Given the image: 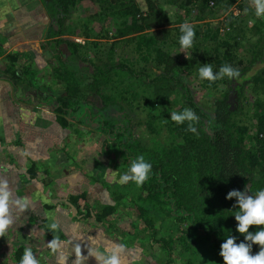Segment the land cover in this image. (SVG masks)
<instances>
[{
  "label": "trees",
  "instance_id": "obj_1",
  "mask_svg": "<svg viewBox=\"0 0 264 264\" xmlns=\"http://www.w3.org/2000/svg\"><path fill=\"white\" fill-rule=\"evenodd\" d=\"M96 1L98 8H102L97 15L95 13L98 19L105 22L100 17L103 14L105 17L112 15L115 20L112 33L109 29L105 31L101 28L97 36L105 37L106 32L107 35L113 34L115 40L111 43L106 61L92 62L95 68L92 74L94 82L97 85L112 81L119 83L124 75L128 77L126 78L128 85L138 81L135 85L137 90L120 84L118 93L121 91L119 96L124 100L129 99L126 94L128 92L134 97L141 93L139 103L143 108L146 106L148 117H156L158 111L155 104H165L164 101L168 102L170 100L168 98L174 94L173 90L178 89L181 91L182 98L185 99L187 108L198 117V120L193 122L195 132L189 130V122L180 124L172 120V123L168 125L170 139L164 141L157 138L150 146H146L139 138H136L133 131L129 132L132 140L127 138V140L119 141L120 150L125 154L124 161L128 171L131 162L139 156H143L145 161L152 165L149 178L140 186L141 192L138 194L142 202L150 205V207L144 204L138 206L143 221L148 227H152L149 243L153 245L163 242L162 245H165L167 252L171 253L170 242L173 240L170 237H158L154 216L149 215L151 207L171 216L178 227L189 224L196 230L203 229L208 236L214 235L213 246L219 250L224 240L231 235L237 237V243L244 241V236L236 231L238 221L235 220L234 213L237 209L233 206L237 198L233 197L229 200L226 196L232 190L245 191L246 185L249 190L245 193L246 195H254L257 191L264 189V18L256 23L254 19V22L248 26L253 19L251 12L255 9L246 0H177L179 9L170 16L171 18L161 9L155 8L149 10L147 14L140 13L136 0ZM80 2L81 0H53L51 2L53 15L56 16L57 22L64 24L67 17L72 16V9ZM202 4L218 7L220 12L225 10V7L237 4L235 7L238 8V12L231 10L230 14L226 9L225 16L226 19L231 15L236 17L239 24L245 25L244 29L234 30L226 24L224 27L213 30L208 22L198 23L197 21L201 20L200 17L205 15H197L196 9L193 12L192 8L197 6L198 9ZM79 20H83L80 23L86 24L85 27L88 28L87 20L83 16ZM185 22L190 23L195 30L194 44L190 48L191 54L188 57L191 60L196 58L204 42L217 41L221 34L230 37L229 40L232 37L244 35L246 29L259 34L253 43L252 52L248 54L244 51H236L229 45L224 55H215L214 73H218L222 66L229 65L233 69H238L240 75L232 79L225 76L216 81V84L222 82L223 87L213 101L214 107L210 114L206 113L195 100L192 89L183 79L184 60L179 57L178 61L174 59V54L181 56L180 29ZM166 25L170 26L161 27ZM62 29L63 27L58 34L63 32ZM87 31L85 29L83 34H95L91 30ZM64 32H66L65 24ZM129 40H132L135 45V54L133 53L135 57L132 58L126 57L120 51L118 54L116 51L117 45L123 50ZM64 41L71 48L72 55L79 54L80 43L76 38ZM122 43H124L123 47ZM238 56L241 57L238 59ZM80 59H87L86 55H82ZM248 85L254 88L256 95L254 100L251 98L247 100L245 91ZM58 99L60 103L55 109V121L60 126L67 127L69 120L66 118V113L77 109L80 99L72 85H68L63 93L58 94ZM245 99L248 104L244 101ZM114 102L125 110V106L115 99V95L105 93L103 107ZM246 104L247 108H251L246 110L244 107ZM251 109L255 112L254 114ZM242 114L243 118L240 117ZM102 115L107 114L103 111ZM111 122L112 120H104L103 125L108 124L105 128L107 132H114L118 139L128 135L125 133L127 128L124 130L121 124L112 125ZM116 124L118 129H115ZM154 124L156 122L152 123L151 120L146 122L148 128H152ZM94 182L90 179L89 183ZM105 183L108 182L97 183L101 186L100 188H103L98 193L99 197H103V208L96 214V218L101 222L108 220L109 215L116 211L120 204V197L124 195L120 192L121 188L113 189L112 185ZM76 193L70 196L74 203H78L79 197L89 196L87 190H78ZM89 206H91L90 203ZM77 207L82 212L81 205ZM85 207L87 208V205ZM91 213L89 209V216ZM259 227L264 228V226ZM183 230L186 231L184 227ZM257 230H259L257 226H251L249 229L253 233ZM259 250L260 246L253 244V254ZM23 253V247L19 246L15 251V264H20ZM185 264L193 263L188 261Z\"/></svg>",
  "mask_w": 264,
  "mask_h": 264
},
{
  "label": "rangeland",
  "instance_id": "obj_2",
  "mask_svg": "<svg viewBox=\"0 0 264 264\" xmlns=\"http://www.w3.org/2000/svg\"><path fill=\"white\" fill-rule=\"evenodd\" d=\"M47 1L52 2L53 0ZM176 1L177 0H136V4L140 8V13L147 14L149 10L151 11L155 8L157 10L161 9L163 13L170 17L179 9ZM246 2L250 3V0H246ZM235 5L237 4H233L231 7H225V10L222 12L219 11L218 7H212L209 4H202L198 9L197 6H193L192 10L194 12L196 9V12H198L197 15L204 14L205 16L200 17L201 20L197 22H208L213 30L217 27H224L226 24L233 27L234 30H242L245 25L239 24L236 17L231 15V17L229 16L226 19L225 16L226 9L230 14L232 13L231 10L235 13L238 12V8H236ZM101 9L102 8H98L96 0H81L80 4L72 9L71 13L73 17H67L64 24L67 31V39L76 38L80 43L79 54L72 55L71 48L64 42L62 47L69 52V56L66 55L65 58L57 57V61L63 66L62 76L58 75L53 79L48 78L47 73L53 71V67H50V65L45 69V74L43 76L37 74L39 77L37 83H47L38 87V100H43L48 94L46 101L51 102L56 109L60 103L58 94L63 93L68 85H72L76 89L80 99L78 108L66 113L69 120V127L64 131L65 139L62 142V144L69 149L74 158L73 161H70L71 167L80 166L81 170L88 176V179H92L99 183L101 181L108 182L105 184L112 185L113 189L121 188L120 192L124 193V195L120 197L119 207L110 214L107 221L99 222L94 219L91 221V224L86 223L83 227L89 229L92 235H96L95 231H98L101 225H105V230L116 238L118 242H122L133 249H147L146 254L148 257L156 258L163 264H185L188 261H191L193 264H224L223 257L220 255V250L213 246L214 235L208 236L203 229L196 230L189 224H182L178 227L175 225L171 216L152 207L149 210V215L154 216V225L155 228L158 229V237H170L173 240L170 242V245H172L171 253H168L169 251L167 252V249L164 247L165 245H162L163 242L153 245L149 243L152 227H148V225L145 224L138 206L139 204H144L150 207V205L139 199L138 194L141 192V187L137 186L135 182H120L121 177L128 174L129 171L124 161L125 154L120 150L121 145L119 141H124V139L127 140V138L130 139V131H133L135 137L139 138L146 146L153 144L157 138L164 139L165 141V139L170 137L168 125L172 123L171 113L183 112L185 109L189 108H187L185 99L182 98L181 91L176 89L173 90L174 94L168 98L170 99L168 102L164 101L165 104L161 105L158 103L155 104L157 108L156 111H158L157 116L148 117L146 106L143 108L139 103L141 99L139 95H142L141 93L138 96L136 94L135 97L131 95L130 92L126 93L129 97L128 100H124L119 96L121 91L118 93L120 84L123 86H131V88L137 90L135 85H137L138 81L128 85V77L124 75L122 81L119 83L112 81L107 84L101 83L97 85L94 82L92 74L95 68L92 62L96 61L98 63L106 61L111 43L115 40L113 34L107 35L106 32L105 37L97 36L101 28H104L105 31L109 29L110 33H112V26L115 21L112 15H106L105 17V15L103 16V14H101L100 17L105 21L101 22L98 16H96ZM251 15L253 19L249 22L248 26L254 22V19L255 23L262 19L255 16V11H252ZM81 16L87 20L86 23L88 28L85 27L86 24L83 25L80 23L83 21L79 20ZM188 22L192 24L191 21ZM77 25H79V27H77ZM169 26L170 25L161 27L165 28ZM85 29L88 30L87 32L91 30L95 34L85 35L83 34ZM245 31L244 35L232 37L231 40H229L230 37L221 34L217 41L204 42L196 58L192 60L188 58L191 54L190 49L185 50L181 47V56L174 54V59L176 61H178L179 58L184 60L185 72L183 79L188 87L192 89L195 100L208 114L211 113L214 107L213 101L220 94L223 84L222 82L216 84V81L209 82L206 79H201L199 77V69L205 64H211L213 69V64L216 63L214 60L215 55H224L229 45L233 49H236V51H244L247 52V54L248 52H252L253 43L259 34L255 31H248L247 29ZM62 42V40L59 41V45L62 44ZM123 45L124 43H122V47ZM118 46L119 45H117L116 48L118 54L120 51L121 53L123 52L126 57H135L133 55L135 45L132 40L127 41V45H125L123 50ZM60 51L57 50L56 54ZM184 52H186L187 55ZM82 55H86L87 59H80ZM240 57L241 56H238V59ZM99 80H101V78H99ZM53 87L59 89V91H56V89L53 91ZM42 89L48 91L47 94L41 91ZM30 91L34 90L30 88L25 93H30ZM105 93L115 95V99L123 103L125 110H122L117 102L103 107ZM245 93L247 100L249 98L254 100L256 97L254 88L249 85L246 86ZM247 100L245 99L244 101L248 104ZM247 104L244 105L246 110L251 108H247ZM103 111L107 114L106 116L102 115ZM251 111L253 114L255 113L252 109ZM240 117L243 118V114ZM126 118L127 121L125 122ZM104 120H112V125L114 123L121 124L124 130L127 128L125 133L128 135H123V138L118 139L115 137L116 134L114 132L109 133L105 130L108 124L104 126ZM148 120H151L152 123L156 122V124H154L156 129L155 126L152 128L147 127L146 122ZM117 124L115 125V129H118ZM100 187L99 184H96L95 190L97 189L96 191L99 192ZM102 189L103 188H101V190ZM91 191L94 196H90V202L95 204L94 208L98 209L99 207L100 209L102 205H98V203L99 200L102 202L103 198L99 197L98 193L93 191V188ZM183 227L186 231L183 230ZM37 232L38 233H35L34 230H32L29 238L26 237L27 233L9 235V245H7L9 247H7L5 264L16 263L15 251L19 246L23 247V252L25 249H31L37 260L40 258V251L51 250V238L44 233L43 229H39ZM86 245L90 244L87 243ZM77 250L78 248L76 251Z\"/></svg>",
  "mask_w": 264,
  "mask_h": 264
},
{
  "label": "crops",
  "instance_id": "obj_3",
  "mask_svg": "<svg viewBox=\"0 0 264 264\" xmlns=\"http://www.w3.org/2000/svg\"><path fill=\"white\" fill-rule=\"evenodd\" d=\"M53 12L47 0H0V179L7 180L15 198L28 201L23 212H14V224L7 236L0 237V264H5L9 235L27 233L29 238L32 230L38 233L39 229L61 243L57 251H40L39 264H98L95 256L89 255L90 250L104 252L117 244L124 249L122 264H163L148 257L147 249L118 242L105 225L95 231L96 235L83 227L94 219L101 222L96 218L103 208L101 200L100 209L90 202V196H94L91 189L99 193L95 190L98 182L90 184L80 166L71 167L74 158L62 144L69 125L56 123L55 107L46 101L48 91L41 90L47 94L45 100L37 99L38 87L47 84L37 83V74L43 76L50 65L53 71L46 72L48 78L62 76L63 66L57 57L69 56L62 47L67 31ZM61 27L63 32L58 34ZM60 38L63 42L59 45ZM57 50L61 51L56 54ZM30 88L34 91L25 93ZM78 190H87L89 196L79 197L74 203L70 196ZM53 223L57 224L55 230L50 227Z\"/></svg>",
  "mask_w": 264,
  "mask_h": 264
},
{
  "label": "clouds",
  "instance_id": "obj_4",
  "mask_svg": "<svg viewBox=\"0 0 264 264\" xmlns=\"http://www.w3.org/2000/svg\"><path fill=\"white\" fill-rule=\"evenodd\" d=\"M250 5L255 9V16L264 18V0H250ZM181 36L179 43L185 50L193 47L195 39V30L193 26L185 22L181 25ZM186 55L187 53L184 52ZM188 57V56H187ZM238 69H233L229 65H224L218 73H214L211 64H205L199 69V77L209 82H215L227 76L229 79L239 77ZM171 119L177 123L183 124L189 122L188 128L192 132L196 131L193 122L198 117L191 109H185L183 112H172ZM152 165L145 161L143 156L137 157L131 162L129 168L130 174L121 177V183L129 181L135 182L137 186H142L149 178ZM248 186L245 191L232 190L229 191L226 199L231 200L236 197V203L233 206L235 211V220L238 221L236 231L244 236V241L237 243V237L231 235L227 237L221 244L220 255L223 257L224 264H264V189L257 191L254 195H246ZM28 207V201L15 198L6 179H0V237H5L8 229L14 224V212H23ZM251 226H257L259 230L255 233L250 232ZM51 229L55 230L57 224H51ZM253 244L259 245L260 250L253 254ZM53 251H57L61 247V243L53 239L50 242ZM124 249L122 245H112L107 247L104 252H96L90 250L89 255L95 256L98 264H122L121 254ZM61 262L64 257L61 254ZM20 264H39L37 258L31 249H25Z\"/></svg>",
  "mask_w": 264,
  "mask_h": 264
}]
</instances>
